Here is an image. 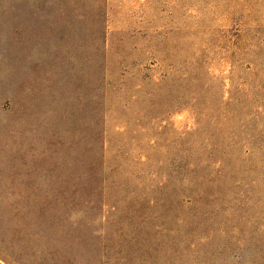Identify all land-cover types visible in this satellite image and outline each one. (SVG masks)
<instances>
[{"label":"rangeland","instance_id":"rangeland-1","mask_svg":"<svg viewBox=\"0 0 264 264\" xmlns=\"http://www.w3.org/2000/svg\"><path fill=\"white\" fill-rule=\"evenodd\" d=\"M191 133L233 153L199 205ZM24 193L78 205L22 264H264V0H0V196Z\"/></svg>","mask_w":264,"mask_h":264},{"label":"trees","instance_id":"trees-1","mask_svg":"<svg viewBox=\"0 0 264 264\" xmlns=\"http://www.w3.org/2000/svg\"><path fill=\"white\" fill-rule=\"evenodd\" d=\"M263 31V30H262ZM257 67H259L260 64H257ZM260 68V67H259ZM203 74V73H200ZM200 74H196V75H192L190 74L189 77L194 81L195 84L199 83V81L201 80L198 76ZM207 75L209 73H206ZM223 86V85H222ZM256 87V86H255ZM211 88H206L205 91L206 93L209 92ZM240 91V90H239ZM241 93V91H240ZM203 95V92H193V94L191 95L190 99L193 100V102H199L201 97ZM233 96H231L230 99H232ZM219 103L220 106H228L230 105V102H223L221 100V98L219 99ZM207 110L206 109H202V114H204ZM261 112H256V115H260ZM233 118L237 117L238 114L232 112L231 115ZM190 137V138H189ZM187 139V142H183V144H188L189 148L192 150V156H193V160L192 162H182V168L184 170V172L187 175V178H183V179H187L190 183V191H191V197L193 198V201L195 200L198 205L199 204H204L206 202V199L210 198H216L218 199L220 194L218 193V191L216 190V192H213L212 194H208V192L206 191L207 188V184L212 183L213 177H209L207 178V176L205 175V170H207L208 168H211V166H213V171L214 173L216 172V175H220L221 173H223L224 168H227L228 164L231 163V159H232V154H228L227 152H225L224 150V143H225V139H218L216 142L215 140H213V138L207 137L203 140V142L198 143L197 139L195 137V134H190ZM103 136H99V141L102 142ZM190 143V145H189ZM255 142L251 143L254 144ZM182 144V145H183ZM209 147H211V149L209 150ZM216 154L215 158L213 157V154ZM216 169V171H215ZM205 177V179H203ZM83 188H87V186H83ZM84 190V189H83ZM93 190V189H92ZM92 195H95V191H92ZM213 196V198L211 197ZM78 201L73 200V198H62L59 196L56 197H46L44 200L41 197H36V196H32L30 194L24 193V194H19L17 196H11V197H7V196H0V220L2 222L5 221V219L7 218L12 224H14L16 226V229L19 230V234H18V238H15L13 236H11L12 240H8L6 237H10V235L7 233H0L3 234L4 238H2L0 235V245L3 248V251L6 253H9L6 249L7 248H11L12 249V256H10V254H7L8 257L6 259H8L7 261L10 264H14V263H18V264H22L21 259L25 256V246L28 240H32L30 239L31 237H34L33 239H37L39 237V235H29L28 230L30 228H37L38 234L41 233L42 229H45L47 227H49L51 224H48V222H44V216L47 214V211H43V208L45 206H49L52 208L53 212H55L53 214L52 217V221L57 228H61L63 229L65 226H61L60 225V218L61 216L65 213H68L67 210L70 209V207L73 206H77ZM84 203H87V205L91 208H94L97 206V202L92 200V199H84ZM40 204L39 208H38V213H36V211L32 210V207L34 205ZM1 226V223H0ZM29 228V229H27ZM18 242H17V241ZM16 254V256H15ZM20 256H22L20 258ZM5 257H1V258H5Z\"/></svg>","mask_w":264,"mask_h":264}]
</instances>
